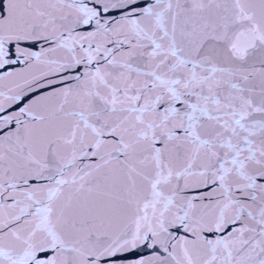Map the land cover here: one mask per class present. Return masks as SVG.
<instances>
[{"label": "snow or ice", "instance_id": "6c2138e0", "mask_svg": "<svg viewBox=\"0 0 264 264\" xmlns=\"http://www.w3.org/2000/svg\"><path fill=\"white\" fill-rule=\"evenodd\" d=\"M0 264H264V0H0Z\"/></svg>", "mask_w": 264, "mask_h": 264}]
</instances>
